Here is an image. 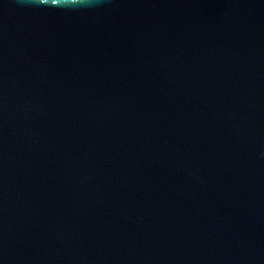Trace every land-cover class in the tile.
I'll return each instance as SVG.
<instances>
[{
	"label": "water",
	"instance_id": "95a60500",
	"mask_svg": "<svg viewBox=\"0 0 264 264\" xmlns=\"http://www.w3.org/2000/svg\"><path fill=\"white\" fill-rule=\"evenodd\" d=\"M0 0V264H264V0Z\"/></svg>",
	"mask_w": 264,
	"mask_h": 264
},
{
	"label": "clouds",
	"instance_id": "9594fccd",
	"mask_svg": "<svg viewBox=\"0 0 264 264\" xmlns=\"http://www.w3.org/2000/svg\"><path fill=\"white\" fill-rule=\"evenodd\" d=\"M46 0H40V3H45ZM72 4L73 5H77V6H86L84 3H83V0H72ZM52 5L53 6H58L56 4V0H52Z\"/></svg>",
	"mask_w": 264,
	"mask_h": 264
}]
</instances>
